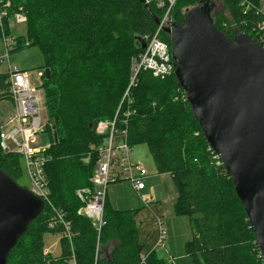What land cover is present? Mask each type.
I'll use <instances>...</instances> for the list:
<instances>
[{"label": "trees", "instance_id": "trees-1", "mask_svg": "<svg viewBox=\"0 0 264 264\" xmlns=\"http://www.w3.org/2000/svg\"><path fill=\"white\" fill-rule=\"evenodd\" d=\"M194 1L177 0L176 5ZM3 2L9 3L3 19L7 35L9 18L20 13L25 16L26 36L14 39L8 35L15 42L14 49L28 42L43 53L42 87L54 126L48 128L51 142L44 152L52 207L46 204L31 221L11 250L7 264H69L73 257L77 264H167L155 252L141 261L144 244L139 238L137 212L111 209L106 199L105 223L100 231L80 212L83 203L76 191L91 186L98 158L93 149L106 135L98 134L97 126L101 121L114 120L119 135L126 132L130 147L147 145L157 172L174 179L178 207L191 216L194 224L195 233L187 245L194 264H264L233 180L210 148L175 72L161 77L151 69L141 68L136 73L133 67V59L144 50L138 38L153 35L157 29L145 3ZM224 2L239 30L261 44L264 0ZM149 4L156 15L162 14L163 8ZM175 15L182 20L178 10ZM214 24L233 37L231 22L224 14L216 12ZM160 37L170 47L169 35L161 32ZM46 69H50L48 77ZM9 88L8 75L0 72V105L6 99L14 101ZM2 126L0 116V133ZM21 160L19 152L0 146V168L17 183L22 175ZM57 212L70 222L71 238L60 222L56 228H48L52 218L58 219ZM61 232L60 252L54 255L46 249L45 237ZM110 241L116 245L103 257L100 248Z\"/></svg>", "mask_w": 264, "mask_h": 264}, {"label": "water", "instance_id": "water-1", "mask_svg": "<svg viewBox=\"0 0 264 264\" xmlns=\"http://www.w3.org/2000/svg\"><path fill=\"white\" fill-rule=\"evenodd\" d=\"M148 12L155 23L147 0ZM212 0L188 11L170 34L175 77L209 146L220 156L264 257V46L245 32L230 38L210 17ZM142 48L143 37L138 38ZM47 77L50 69L45 70ZM54 127V126H53ZM55 140L56 132L54 131ZM45 207L0 168V264Z\"/></svg>", "mask_w": 264, "mask_h": 264}, {"label": "rangeland", "instance_id": "rangeland-1", "mask_svg": "<svg viewBox=\"0 0 264 264\" xmlns=\"http://www.w3.org/2000/svg\"><path fill=\"white\" fill-rule=\"evenodd\" d=\"M204 1L205 0H196L191 4L177 7V0H175L172 10L167 17L165 16L164 9L160 16L156 15L153 10L152 11L158 19H165L167 27H170L175 22L182 24L185 14L188 11L202 6ZM147 2H152L159 7L157 0H148ZM176 10L182 15V20L178 19L175 15ZM216 12L224 14L230 20L234 33L232 38H236V36L242 33L233 22L224 0H212L210 17L213 19V22L215 21ZM9 23H11V27H9L10 31L8 35H11L14 39L26 36L27 28L23 18L19 20L16 16H12L9 18ZM167 34L170 37V34ZM169 51L171 52V58L175 61L172 55L173 49L171 41ZM3 53H5L4 38L0 34V54ZM9 60L11 65H15L19 69L27 72L30 85L36 90L41 127L43 130L45 129V131H38L34 134L35 141L33 146L45 149L51 142L48 128L53 126V123L50 120L45 105V94L42 87V75L45 63L43 53L39 46L29 45V43L26 42L23 48L14 49L10 52ZM174 63L176 64V62ZM7 69L8 61L6 59L3 63H0V72H5ZM0 106L1 113L7 112L8 110L12 113V110L15 108L14 101L11 99L1 101ZM7 146L10 150L17 148L12 142H7ZM96 147L97 146H95L93 150H95ZM130 154L133 160H137L141 163L147 171V176L145 178L146 189L140 192L136 191L131 180L128 178L110 182L107 190V201L110 208L137 212L136 222L140 241L144 244L143 254L149 255L151 252H155L162 257L167 264H194L192 256L187 251L188 242L193 239L195 233L194 224L191 216L183 213L178 207V190L174 179L168 173L157 172L147 145H132L130 147ZM20 162L22 175L18 183L23 187L31 189L32 180L28 174L23 158ZM137 174L138 173L135 172V175ZM158 219L161 221L160 225ZM58 223L52 218L48 228L54 229ZM161 227L163 228L164 236L167 238L166 246L156 244ZM62 235V232L61 234L48 233L45 237L46 249L50 250L54 255L60 252L59 238H61ZM114 243L115 241H110L106 246L100 248L103 251V257L110 255L107 250L114 246Z\"/></svg>", "mask_w": 264, "mask_h": 264}, {"label": "built area", "instance_id": "built-area-1", "mask_svg": "<svg viewBox=\"0 0 264 264\" xmlns=\"http://www.w3.org/2000/svg\"><path fill=\"white\" fill-rule=\"evenodd\" d=\"M157 2L159 7L165 10V16L167 17L175 0H157ZM8 5L9 3H4L3 0H0V27L5 45V53L0 54V63H3L6 59L8 61V69L5 73L8 75L9 90L15 102L12 117L16 125L6 131L3 124L0 133V146L5 151L10 150L7 142H12L17 147L14 150L21 154L32 180L31 191L41 198L45 205L52 207L45 173L47 157L44 152L47 148L42 149L33 146L35 141L34 134L38 131L44 132L41 127L36 90L31 87L27 72L15 65H11L9 60L10 52L15 48V42L4 30L3 19L7 13ZM16 17L19 20L21 18L25 20V16L21 13L17 14ZM9 27H11V23ZM166 27L165 19L159 18L155 33L144 37L146 47L139 57L134 58L132 62L136 73L141 68L151 69L155 76L161 77L175 72L176 64L171 58L169 45L160 37L161 32H165ZM261 45L264 46V32L261 33ZM126 95H128V92H126ZM129 114L127 113V116ZM96 131L98 134L106 135L103 142L95 149L98 158L91 178V186L77 190L76 194L83 203L80 212L90 218L97 230L100 231L105 223L104 213L109 183L128 178L131 180L134 189L140 192L146 189L145 178L147 171L141 163L133 160L126 132H123V136L119 135L118 130L115 128V120L99 122ZM214 153L216 154L215 157L220 159V156L215 151ZM135 172L138 174L135 175ZM57 215L58 219H56V222L62 223L67 236L71 238L70 222L66 221L60 213L57 212ZM158 223L159 225L161 224L160 219H158ZM166 239L161 227L156 244L166 246ZM145 260L146 254H142L141 261L144 262ZM69 264H77L74 257Z\"/></svg>", "mask_w": 264, "mask_h": 264}, {"label": "crops", "instance_id": "crops-1", "mask_svg": "<svg viewBox=\"0 0 264 264\" xmlns=\"http://www.w3.org/2000/svg\"><path fill=\"white\" fill-rule=\"evenodd\" d=\"M13 112V110H12ZM2 120H3V124H4V130L8 131L10 129H12L13 126L16 125L15 120L12 118V113L10 112V110H8L7 112H2L0 114ZM145 190V189H144ZM143 191V190H142ZM108 197V195H107ZM108 200V199H107ZM112 243V242H111ZM116 245V242L114 243V246ZM106 246V245H105ZM114 246L110 247L107 251L108 253H111L112 249L114 248Z\"/></svg>", "mask_w": 264, "mask_h": 264}]
</instances>
